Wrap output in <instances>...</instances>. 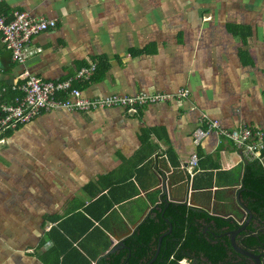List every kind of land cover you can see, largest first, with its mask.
<instances>
[{"label": "crops", "instance_id": "crops-1", "mask_svg": "<svg viewBox=\"0 0 264 264\" xmlns=\"http://www.w3.org/2000/svg\"><path fill=\"white\" fill-rule=\"evenodd\" d=\"M153 1H0L5 15L57 22L33 38L42 51L23 65L0 38V102L13 81L91 65L89 79L74 81L84 99L167 96L137 112L58 108L2 135L0 264H143L150 256L133 236L173 206L200 212L197 231L205 218L247 219L241 150L215 130L192 140L206 120L264 130V0ZM162 174L178 190L163 194ZM119 241L126 247L114 252Z\"/></svg>", "mask_w": 264, "mask_h": 264}, {"label": "built area", "instance_id": "built-area-1", "mask_svg": "<svg viewBox=\"0 0 264 264\" xmlns=\"http://www.w3.org/2000/svg\"><path fill=\"white\" fill-rule=\"evenodd\" d=\"M56 26L55 20L36 18L23 11H14L9 15L0 12L1 42L15 64L23 65L31 57L41 53L40 48H31L33 38ZM94 70L95 66L91 65L79 69L74 76L66 79L45 81L40 77L30 76L22 81H13L9 87L13 93L12 98L9 101L0 102V145L3 144L2 135L5 132L30 122L43 112L58 108L83 111L116 106L126 107L130 112H137L136 105L155 103L167 98L166 95L156 94L139 95L136 98L108 96L89 101L82 98L81 91L74 86V81L89 79ZM184 94L185 92L182 93ZM214 130L232 141L235 147L241 150L245 161L260 160L264 149V130L247 126L222 130L215 120H206L193 132V144L199 146L202 140ZM197 162V155L194 154L185 166L190 177L195 174ZM180 263L183 264L185 261Z\"/></svg>", "mask_w": 264, "mask_h": 264}, {"label": "trees", "instance_id": "trees-1", "mask_svg": "<svg viewBox=\"0 0 264 264\" xmlns=\"http://www.w3.org/2000/svg\"><path fill=\"white\" fill-rule=\"evenodd\" d=\"M261 156V161H249L244 166L241 199L252 218L246 230L238 236L243 238V242L240 244L236 239V244L247 251H251L250 248L260 249V252L264 254V152ZM192 212L200 213L180 206L170 207L164 219L156 224L149 221L142 225L139 229L140 233L133 236L131 246L138 255L151 257L156 252L160 236L165 235L161 240L160 260L153 264H180L179 262L185 258L188 264H196L195 261L201 264V256L212 261L221 258L220 251L215 246H209L212 238L210 237L208 241L204 242L200 231L193 228L195 220L192 219L194 217ZM205 219L208 222L212 221L218 231H221L225 226L227 230L239 227L238 224L227 226V224L230 225L227 223V221H231L230 219ZM163 223L169 225L168 231H163L166 228ZM167 232L169 233L167 234ZM257 245L260 247L258 248ZM247 261H249L248 258L241 256L240 264H247Z\"/></svg>", "mask_w": 264, "mask_h": 264}, {"label": "flooded vegetation", "instance_id": "flooded-vegetation-1", "mask_svg": "<svg viewBox=\"0 0 264 264\" xmlns=\"http://www.w3.org/2000/svg\"><path fill=\"white\" fill-rule=\"evenodd\" d=\"M230 220H231L230 225H233V226L235 224L239 225V223H237L234 219L230 218ZM210 222H212V221H210ZM210 222H207V220H206V223L202 225L201 229L199 230L200 231L199 233L202 237H204V239H203L204 242L208 241L210 239V237L212 238V241H210L209 246L210 247L215 246L216 249L218 251H220L219 255L221 256V258L212 261V260H210L204 256H201V258H200V259H202L201 264H204V263L205 264H240V260H241L242 255L240 256V254H237L235 252V249L232 248V246H231V232H234L236 229H231V230L221 229V231H218L217 229H215V227ZM239 234L236 235L235 241L237 239V241L241 244L243 242V238L242 239L239 238L238 237ZM257 246H258V248L260 247L259 245H257ZM157 249H158V245H157ZM157 249H156V251H157ZM250 250L251 251H248V252L261 256L262 257L261 258V264H264V254L260 252V249L250 248ZM159 254H160V250L158 251L157 254L155 252L154 255H152L150 258L146 259V262H144L143 264L149 263L155 256H156V258L150 264H153L155 261L158 262L157 260H160ZM245 258H247V257H245ZM183 260L185 261V263L188 264V261L186 258ZM183 260H181L180 262H182ZM195 262H196V264H198L197 261H195ZM247 264H254V262L251 259H249V261H247Z\"/></svg>", "mask_w": 264, "mask_h": 264}, {"label": "water", "instance_id": "water-1", "mask_svg": "<svg viewBox=\"0 0 264 264\" xmlns=\"http://www.w3.org/2000/svg\"><path fill=\"white\" fill-rule=\"evenodd\" d=\"M166 179H167V178L165 177V175L162 174V181L164 180V186H163V184H162V190H163V194H165V193L167 194V193H168V195H170V194H171V188L174 187L175 190H178V188H179V186H180V183H179V184H177V183L172 184L171 181L168 182ZM239 207H240V206H239ZM243 210L245 211V213H247L248 217H247V219L243 220L241 226H239L234 232H231V246H232V248L235 249V252H236L237 254H240V255H242V256H245V257L251 259V260L254 262V264H261V258H262L261 256H259V255H255V254H253V253H250V252H248L247 250H244L243 248H241L240 246H238V245L236 244V241H235V237H236V235L239 234L240 232L246 230V228H247V226H248V224L250 223L251 218H252V215L250 214V212H249L247 209L244 208ZM169 232H170V231H169ZM169 232H167V234H168ZM164 236H165V235H162V236H160V238H159V241H158V249H157V251H156V254H157L158 251L160 250L161 240H162V238H163ZM125 247H126L125 242H121V241H119L118 244H117L112 250L115 252V251L118 250L119 248H125ZM155 258H156V256H155V257H154L149 263H146V264H150V263H152V261H153Z\"/></svg>", "mask_w": 264, "mask_h": 264}, {"label": "rangeland", "instance_id": "rangeland-1", "mask_svg": "<svg viewBox=\"0 0 264 264\" xmlns=\"http://www.w3.org/2000/svg\"><path fill=\"white\" fill-rule=\"evenodd\" d=\"M165 1V0H164ZM164 1H162V0H159V2L158 3H160L161 4V6H163L162 4L164 3ZM153 3H157L155 0L153 1ZM213 7L215 6V4H213L212 5ZM160 8H162V7H160ZM183 264H187V263H183Z\"/></svg>", "mask_w": 264, "mask_h": 264}]
</instances>
